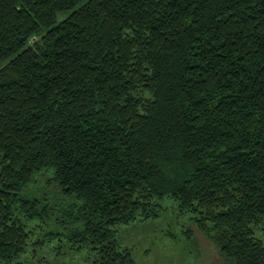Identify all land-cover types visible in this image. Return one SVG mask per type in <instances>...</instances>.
I'll use <instances>...</instances> for the list:
<instances>
[{
  "label": "trees",
  "instance_id": "1",
  "mask_svg": "<svg viewBox=\"0 0 264 264\" xmlns=\"http://www.w3.org/2000/svg\"><path fill=\"white\" fill-rule=\"evenodd\" d=\"M164 198L264 264V0H0V264L53 239L135 264L120 227Z\"/></svg>",
  "mask_w": 264,
  "mask_h": 264
},
{
  "label": "rangeland",
  "instance_id": "2",
  "mask_svg": "<svg viewBox=\"0 0 264 264\" xmlns=\"http://www.w3.org/2000/svg\"><path fill=\"white\" fill-rule=\"evenodd\" d=\"M34 40L32 38L30 44ZM48 180V171L38 173L27 187V191L38 196H55L54 185ZM158 204L159 208L155 209H161L162 212L158 219H137L120 227L121 248L132 250L135 264H221L216 250L188 217L175 220L171 212L168 213L170 209L172 211V205L176 204V201L164 198ZM25 223L26 227L34 232V239L38 238L41 229L51 227V224L33 220L25 219ZM187 228L193 231L194 240L191 242L182 234ZM256 234L261 235V231L257 229ZM22 259L25 264H97L96 251L60 239L42 241L37 245L30 244Z\"/></svg>",
  "mask_w": 264,
  "mask_h": 264
}]
</instances>
